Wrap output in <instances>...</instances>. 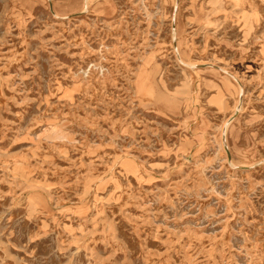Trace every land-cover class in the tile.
Returning a JSON list of instances; mask_svg holds the SVG:
<instances>
[{"label":"rangeland","instance_id":"1","mask_svg":"<svg viewBox=\"0 0 264 264\" xmlns=\"http://www.w3.org/2000/svg\"><path fill=\"white\" fill-rule=\"evenodd\" d=\"M0 264H264V0H0Z\"/></svg>","mask_w":264,"mask_h":264},{"label":"bare ground","instance_id":"2","mask_svg":"<svg viewBox=\"0 0 264 264\" xmlns=\"http://www.w3.org/2000/svg\"><path fill=\"white\" fill-rule=\"evenodd\" d=\"M246 167V166H245Z\"/></svg>","mask_w":264,"mask_h":264}]
</instances>
